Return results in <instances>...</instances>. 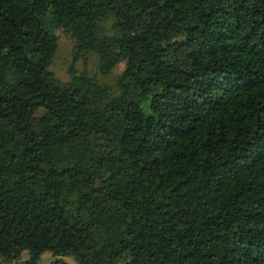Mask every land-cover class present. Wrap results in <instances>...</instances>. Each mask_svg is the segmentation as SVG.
Here are the masks:
<instances>
[{"label": "trees", "instance_id": "obj_1", "mask_svg": "<svg viewBox=\"0 0 264 264\" xmlns=\"http://www.w3.org/2000/svg\"><path fill=\"white\" fill-rule=\"evenodd\" d=\"M61 28L115 87L56 75ZM25 250L264 264V0H0V264Z\"/></svg>", "mask_w": 264, "mask_h": 264}, {"label": "rangeland", "instance_id": "obj_2", "mask_svg": "<svg viewBox=\"0 0 264 264\" xmlns=\"http://www.w3.org/2000/svg\"><path fill=\"white\" fill-rule=\"evenodd\" d=\"M74 43L75 39L68 31L63 28L58 31V48L51 63V68L54 70L56 75H58L63 80L70 79L71 75L69 69L71 67L70 65L72 64L78 72L86 71L100 82L115 87L120 74L125 69L126 61H120L109 73L104 74L100 70L97 54L89 52L76 58L73 57ZM28 256L29 252L25 250L20 258L10 260L7 263L16 264L17 262L26 259ZM57 257H61L66 264H83L77 259L75 253L73 252L55 255L50 250L43 252L38 264H51L52 260L56 259Z\"/></svg>", "mask_w": 264, "mask_h": 264}]
</instances>
